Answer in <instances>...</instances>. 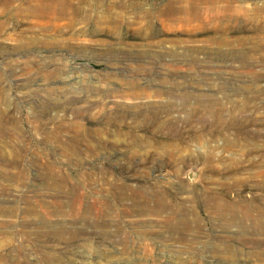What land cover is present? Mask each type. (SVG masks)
<instances>
[{
    "label": "rangeland",
    "instance_id": "rangeland-1",
    "mask_svg": "<svg viewBox=\"0 0 264 264\" xmlns=\"http://www.w3.org/2000/svg\"><path fill=\"white\" fill-rule=\"evenodd\" d=\"M20 1L0 0V264H264L239 223L264 212V0H74L71 31L35 29ZM224 95L249 109L240 134L199 120ZM104 107L141 126L156 110L152 136L99 145Z\"/></svg>",
    "mask_w": 264,
    "mask_h": 264
},
{
    "label": "bare ground",
    "instance_id": "bare-ground-1",
    "mask_svg": "<svg viewBox=\"0 0 264 264\" xmlns=\"http://www.w3.org/2000/svg\"><path fill=\"white\" fill-rule=\"evenodd\" d=\"M22 3H25L26 9L29 12V16L33 18L34 22L32 25L35 27V29L42 30L41 28L45 27H55V28H66L71 31L70 28V23H65L62 22L64 19L69 18L70 21L73 20L74 17L70 16H75L78 13L82 12L85 10L84 7L81 6L80 2H75L74 0H21L20 1V6H22ZM229 9L226 7H223L222 9H218L214 12L213 15L208 17V22L210 24H214L216 26L214 27H221L223 30L230 28L231 24V19H233V16L228 12ZM47 16H52L56 17L58 20L57 23L51 21L49 19L48 21L45 20V17ZM207 18V17H206ZM74 25H78L79 23H76V21L73 22ZM31 25V26H32ZM37 25V27L35 26ZM88 96V92L84 93V97ZM202 96V95H199ZM209 96L214 97L213 94H209ZM74 99L69 101L70 103H73ZM231 102L228 98L227 95H224V98L219 100L213 98L212 100L209 101V107L207 108V111L204 115H202L199 120H202L204 118L209 119L212 123H218L220 124V130L218 131V135L222 136L225 135L224 130L226 128H231L236 131V135L240 134V132L244 129L243 124L240 123V121L243 119V114L245 111H248V107H240L237 106ZM64 108V107H62ZM59 108L53 107L50 103H45L43 106V113L45 115H48L52 112H57ZM102 110V109H100ZM106 108L104 107L103 109V116L99 119V121L96 123L97 127L94 129H87L89 133L95 135V141L99 143V145H110V144H115L117 142L123 141L125 144H129L130 141L133 142H139L140 141V136L138 135L139 130H143L144 132H148L152 136V130L154 127V124L156 123V120L158 119V112L156 110H149V109H144L141 108L139 110H136V113L134 117L141 116L145 119L146 123L141 126L139 124L140 122L136 118V121L134 119H131L130 123L128 122L127 114L126 112H123L119 118V123H113L111 121L112 113L111 116H109L108 112H105ZM195 110H193L194 112ZM264 115V110L261 113ZM188 118H190L188 116ZM104 120L105 124L104 126H101V122ZM13 122L12 117L9 116V112L4 111L0 109V129L2 128L3 130L6 129L5 124H8ZM19 122V121H16ZM63 126L65 129L73 131L75 128V125L72 123H66L62 121ZM244 122V121H243ZM246 126L252 127L255 131L258 129L256 124H253L252 121H249L245 124ZM82 127V126H81ZM74 132V131H73ZM118 137V138H117ZM72 139L78 138L77 132H74V134L71 137ZM117 138V139H115ZM193 140L198 141L199 144L204 145L205 140L204 136L195 134L193 135ZM57 140L59 138H56ZM150 139V138H149ZM224 146L219 147V146H214L211 149L218 150L220 148L221 151H218L220 155H223L226 151H229L228 146H233L234 142L236 141L235 139H230L227 136L221 137ZM76 140V139H75ZM228 147V149H227ZM95 150L97 148H94ZM213 151H207L200 154L199 157H211L213 155ZM234 151V150H233ZM235 152V151H234ZM236 154V153H235ZM246 154H242V156H245ZM20 156V153L18 152H13L7 154V157L12 158V159H17ZM4 157V156H3ZM218 210V208H216ZM253 211H259L258 208L255 206H251L247 210H245L242 213V219L240 220V224L242 225L245 221L251 220L254 228L256 231L264 235V221L262 218H264V212H260L258 217H253L252 212ZM230 212L234 216L236 214L235 209H230ZM232 222H235V219L233 218L231 220ZM233 224V223H232Z\"/></svg>",
    "mask_w": 264,
    "mask_h": 264
}]
</instances>
